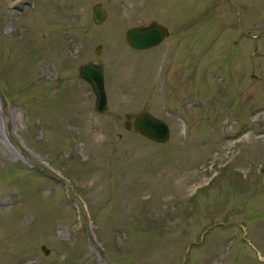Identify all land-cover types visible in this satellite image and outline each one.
<instances>
[{
  "label": "rangeland",
  "instance_id": "obj_1",
  "mask_svg": "<svg viewBox=\"0 0 264 264\" xmlns=\"http://www.w3.org/2000/svg\"><path fill=\"white\" fill-rule=\"evenodd\" d=\"M0 264H264V0H0Z\"/></svg>",
  "mask_w": 264,
  "mask_h": 264
},
{
  "label": "water",
  "instance_id": "obj_2",
  "mask_svg": "<svg viewBox=\"0 0 264 264\" xmlns=\"http://www.w3.org/2000/svg\"><path fill=\"white\" fill-rule=\"evenodd\" d=\"M106 18V12L101 7L100 3L92 5V20L95 24H101ZM168 34L167 29L158 24L155 20L151 21L145 26H134L128 28L125 32L126 43L137 49H145L158 44ZM101 46H96L94 54L100 52ZM80 76L87 81L94 92L95 100L94 107L99 113L107 114V100L104 90L102 68L92 62L83 64L79 67ZM130 116L127 114L126 118ZM124 127L128 129L130 123L125 122ZM133 128L136 129L141 135L156 142H165L169 137V132L166 124L157 119L146 111H141L133 119ZM43 251L46 250L42 247Z\"/></svg>",
  "mask_w": 264,
  "mask_h": 264
}]
</instances>
